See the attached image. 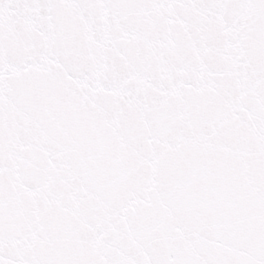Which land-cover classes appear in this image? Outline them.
Masks as SVG:
<instances>
[{
  "label": "snow or ice",
  "instance_id": "6c2138e0",
  "mask_svg": "<svg viewBox=\"0 0 264 264\" xmlns=\"http://www.w3.org/2000/svg\"><path fill=\"white\" fill-rule=\"evenodd\" d=\"M0 264H264V0H0Z\"/></svg>",
  "mask_w": 264,
  "mask_h": 264
}]
</instances>
